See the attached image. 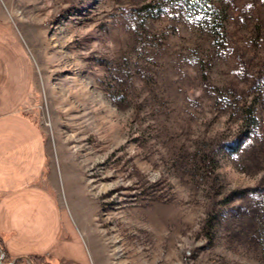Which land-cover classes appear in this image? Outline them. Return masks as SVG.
<instances>
[{
  "label": "rangeland",
  "instance_id": "rangeland-1",
  "mask_svg": "<svg viewBox=\"0 0 264 264\" xmlns=\"http://www.w3.org/2000/svg\"><path fill=\"white\" fill-rule=\"evenodd\" d=\"M219 1L220 34L158 0H0L33 64L52 195L1 163L11 252L264 264V0Z\"/></svg>",
  "mask_w": 264,
  "mask_h": 264
},
{
  "label": "crops",
  "instance_id": "crops-1",
  "mask_svg": "<svg viewBox=\"0 0 264 264\" xmlns=\"http://www.w3.org/2000/svg\"><path fill=\"white\" fill-rule=\"evenodd\" d=\"M33 78V64L27 49L17 40L10 24L0 18V165L7 161V166L10 167L20 161V165L27 167L24 170L27 175L25 184L44 189L50 198L52 195L45 189L42 181L47 155L45 139L41 126L25 108L33 89ZM40 167H43L41 171ZM37 196L38 192L32 191L23 194L21 199L35 200ZM0 238L12 260L26 259L7 248L5 235H0ZM53 253L48 251L42 255H29L27 258L41 256L54 264L56 260L53 258L58 259L59 255Z\"/></svg>",
  "mask_w": 264,
  "mask_h": 264
},
{
  "label": "trees",
  "instance_id": "trees-1",
  "mask_svg": "<svg viewBox=\"0 0 264 264\" xmlns=\"http://www.w3.org/2000/svg\"><path fill=\"white\" fill-rule=\"evenodd\" d=\"M165 5H181L185 11H190L195 15L204 16L210 19L211 26L217 34L221 33L222 22L221 17L223 12L220 10L219 0H158ZM0 248L3 249L4 259L8 262L12 261L9 253L7 252L3 241L0 238ZM21 260V259H20ZM19 260V261H20ZM32 264H50L47 258L41 256L30 257Z\"/></svg>",
  "mask_w": 264,
  "mask_h": 264
},
{
  "label": "water",
  "instance_id": "water-1",
  "mask_svg": "<svg viewBox=\"0 0 264 264\" xmlns=\"http://www.w3.org/2000/svg\"><path fill=\"white\" fill-rule=\"evenodd\" d=\"M26 259L31 263L30 258H26ZM19 260H20V259L17 258V259L13 260V261H12L11 263H9V264H16ZM1 261H2V258L0 259V264H2Z\"/></svg>",
  "mask_w": 264,
  "mask_h": 264
},
{
  "label": "bare ground",
  "instance_id": "bare-ground-1",
  "mask_svg": "<svg viewBox=\"0 0 264 264\" xmlns=\"http://www.w3.org/2000/svg\"><path fill=\"white\" fill-rule=\"evenodd\" d=\"M121 198V197H120ZM119 220V219H118ZM126 224V223H125Z\"/></svg>",
  "mask_w": 264,
  "mask_h": 264
}]
</instances>
